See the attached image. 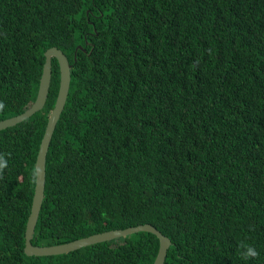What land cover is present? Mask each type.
<instances>
[{
	"label": "trees",
	"instance_id": "obj_1",
	"mask_svg": "<svg viewBox=\"0 0 264 264\" xmlns=\"http://www.w3.org/2000/svg\"><path fill=\"white\" fill-rule=\"evenodd\" d=\"M51 44L70 79L31 241L149 221L162 264H264V0H0V118L31 103ZM58 78L52 56L44 104L0 128V264H150L146 229L23 250Z\"/></svg>",
	"mask_w": 264,
	"mask_h": 264
},
{
	"label": "water",
	"instance_id": "obj_2",
	"mask_svg": "<svg viewBox=\"0 0 264 264\" xmlns=\"http://www.w3.org/2000/svg\"><path fill=\"white\" fill-rule=\"evenodd\" d=\"M44 59L41 65V72L38 79V85L35 97L31 103L26 106L23 110L0 118V128L9 124H13L22 118L28 116L36 109L40 108L46 99L50 77H51V57L54 56L58 63L59 78L56 95L48 113L44 130L40 137L38 144L35 160H34V185L31 196V202L29 212L25 221L24 228V245L23 250L27 254H48V253H59L68 251L75 247L108 239L114 236L122 235L139 229H146L154 232L158 237V247L156 254L150 264H162L167 246L170 243V238L155 225L149 221H143L133 224H128L123 227H111L94 231L85 235H81L66 241H60L55 243H33L30 239L34 224L38 215L39 207L41 204L43 189H44V178H45V156L48 143L53 131L55 122L59 116V113L63 107L70 79V65L67 55L63 50L55 45H48L44 50Z\"/></svg>",
	"mask_w": 264,
	"mask_h": 264
},
{
	"label": "clouds",
	"instance_id": "obj_3",
	"mask_svg": "<svg viewBox=\"0 0 264 264\" xmlns=\"http://www.w3.org/2000/svg\"><path fill=\"white\" fill-rule=\"evenodd\" d=\"M6 105L3 101H0V112L5 109ZM7 154L0 153V178L3 176L4 170L7 168ZM239 247L243 249L241 255L244 259L255 258L259 255L258 251L253 245L240 243Z\"/></svg>",
	"mask_w": 264,
	"mask_h": 264
}]
</instances>
